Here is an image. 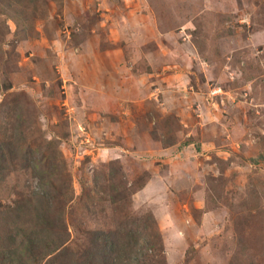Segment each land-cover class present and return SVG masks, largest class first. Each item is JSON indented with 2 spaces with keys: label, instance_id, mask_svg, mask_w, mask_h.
<instances>
[{
  "label": "rangeland",
  "instance_id": "1",
  "mask_svg": "<svg viewBox=\"0 0 264 264\" xmlns=\"http://www.w3.org/2000/svg\"><path fill=\"white\" fill-rule=\"evenodd\" d=\"M0 32V134L28 104L75 195L93 191L91 208L86 192L69 208L74 249L101 230L121 231L123 264L148 241L164 264H232L242 237L264 257V0H0ZM109 163L99 195L94 171ZM146 175L110 203L117 177ZM39 188L10 169L0 209Z\"/></svg>",
  "mask_w": 264,
  "mask_h": 264
},
{
  "label": "trees",
  "instance_id": "2",
  "mask_svg": "<svg viewBox=\"0 0 264 264\" xmlns=\"http://www.w3.org/2000/svg\"><path fill=\"white\" fill-rule=\"evenodd\" d=\"M11 5L19 4L12 2ZM12 8L14 11V7ZM11 18L15 23L19 22L12 15ZM3 40V34L0 32V47ZM8 85L6 86L9 90L12 87L10 83ZM16 96L17 94L8 96L7 100L12 98V101H15ZM30 111L31 106L28 104L26 107L17 102L12 104L7 113L12 112V115L7 117H11L13 129L9 128L0 134V184L7 179L10 169L15 170L21 164L24 168L31 169L40 181L39 190L33 192L29 198L24 196L14 207L0 209V264H123L124 259L120 258V251L126 250V246L120 239L121 231H93L81 252L74 249L68 223L72 203L75 200L73 204L80 205L86 192L90 199L87 206L91 208L95 197L92 196V190L85 191L84 188L82 195H75L66 161L60 158L62 152L59 144L42 135H36L38 131L35 130L40 128L36 117L33 113L31 115ZM31 132L30 138L27 139L26 135ZM163 142L166 147H170L175 145L177 140L176 137H168V140ZM107 170L110 171L111 178L115 179L117 172L112 163L103 164L94 171L93 182L99 195L103 193L102 181L103 177L107 178ZM148 177H139L133 183L124 180L125 176L117 177L122 179L118 183L111 182L108 187V200L114 205L127 202L129 196L132 197L146 186ZM104 194L105 197L102 198L105 199L107 193ZM2 227H5L4 234L1 233ZM129 234V231H126L123 236L129 237ZM148 242L149 246L142 254L143 257L135 251L127 264H164V254L158 255L154 242ZM256 242L245 237L238 239L231 263L264 264V261H261L262 252ZM159 252H163L162 247Z\"/></svg>",
  "mask_w": 264,
  "mask_h": 264
}]
</instances>
